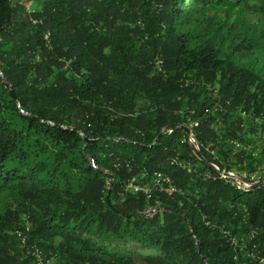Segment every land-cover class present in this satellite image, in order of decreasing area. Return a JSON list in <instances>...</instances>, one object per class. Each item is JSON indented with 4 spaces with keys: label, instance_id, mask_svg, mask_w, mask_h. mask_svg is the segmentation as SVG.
I'll return each mask as SVG.
<instances>
[{
    "label": "trees",
    "instance_id": "obj_1",
    "mask_svg": "<svg viewBox=\"0 0 264 264\" xmlns=\"http://www.w3.org/2000/svg\"><path fill=\"white\" fill-rule=\"evenodd\" d=\"M184 1L0 0V264L122 261L102 239L264 264V184L221 174L231 155L257 171L234 148L264 135V0ZM242 1L256 22L232 17ZM62 193L63 208L42 202Z\"/></svg>",
    "mask_w": 264,
    "mask_h": 264
},
{
    "label": "rangeland",
    "instance_id": "obj_2",
    "mask_svg": "<svg viewBox=\"0 0 264 264\" xmlns=\"http://www.w3.org/2000/svg\"><path fill=\"white\" fill-rule=\"evenodd\" d=\"M190 0H185L183 9L187 10V3ZM250 6L257 4L254 0L247 1ZM246 1H242L240 4L239 8H236L234 13H233V18H235L238 15H242L246 17V19L251 20L253 22L257 21L256 15L254 13L253 9H249L246 6ZM210 13H217L221 18H227L228 13H227V7L220 8L218 9L217 2L213 1L210 4ZM39 8L32 3L29 6V11H35L38 10ZM197 86L194 84V90H196ZM219 88V85H216L214 88L209 87V86H200V90L202 91V101L206 100L209 96L213 94L214 91H217ZM135 104L138 112H145L149 111L152 112L153 109L155 108L154 106V100L150 98L147 95H144L142 92H137L135 95ZM217 116L219 122L216 126V128H222L223 124V114L222 113H215ZM240 117L245 118V115H241ZM247 142L248 144L243 145H237L234 148V152H245L246 156L252 155V164L254 168H257L256 173H250V171L246 170L243 166L239 164L238 159L234 156L231 155L232 161L237 163L235 169L229 173H232L235 175L238 179H242L243 174L247 175V178L253 186H251L250 190H252L255 186L259 184H264V135L262 133L255 134V135H247ZM194 139V137H193ZM192 140V139H191ZM196 142L193 141V148H195L197 155L200 153L199 146L195 144ZM231 147V146H230ZM222 157V156H221ZM251 160V159H250ZM241 181V180H239ZM147 190H150L149 187L146 188ZM130 191L133 192H138L140 188L130 186L129 187ZM45 194H43V200L44 204H47L48 207L50 208H55L59 204V208H63L69 201L70 197L67 194H58L55 197H48L45 198ZM163 209H150V213L152 212H162ZM148 212V213H149ZM94 241H100L101 238L99 235H93L91 237ZM59 240V239H57ZM104 244H110L113 247L117 248L119 251H122L125 253V256L122 258V261H118L117 264H178V261L173 258H168L165 254L158 253L154 250H150L148 248H144L139 244H136L132 241H125V240H107V239H102ZM245 254L249 255V252L245 249Z\"/></svg>",
    "mask_w": 264,
    "mask_h": 264
},
{
    "label": "built area",
    "instance_id": "obj_3",
    "mask_svg": "<svg viewBox=\"0 0 264 264\" xmlns=\"http://www.w3.org/2000/svg\"><path fill=\"white\" fill-rule=\"evenodd\" d=\"M196 126H197V124H195V123L191 124V128L196 127ZM193 137H194V135L192 133H190V137L189 138H190V142L192 143V145H193V141L196 142L195 138L193 139ZM195 144H197V142ZM216 169L219 170L218 167H216ZM221 174H222V177L223 178H225V179H231V181L233 182V184L234 185H237V187L240 188V189L250 190L251 186H253V184H251L250 182H247L249 180L247 178V175H245V174L241 175L242 176V179H238L232 173L221 172ZM239 180H241V181H239ZM169 191L172 192L174 190L171 188V189H169ZM234 243H235V241H234Z\"/></svg>",
    "mask_w": 264,
    "mask_h": 264
},
{
    "label": "water",
    "instance_id": "obj_4",
    "mask_svg": "<svg viewBox=\"0 0 264 264\" xmlns=\"http://www.w3.org/2000/svg\"><path fill=\"white\" fill-rule=\"evenodd\" d=\"M187 132L190 134V131L188 130V128H186ZM198 156L202 157V155L199 153Z\"/></svg>",
    "mask_w": 264,
    "mask_h": 264
}]
</instances>
